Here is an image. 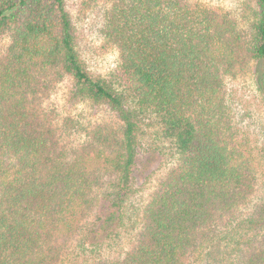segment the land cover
<instances>
[{"label": "trees", "instance_id": "1", "mask_svg": "<svg viewBox=\"0 0 264 264\" xmlns=\"http://www.w3.org/2000/svg\"><path fill=\"white\" fill-rule=\"evenodd\" d=\"M99 2L115 80L88 70L68 0H0V264H196L218 243L224 264H264L260 163L226 94L251 62L264 98V0L240 16L200 0ZM64 77L117 122L48 105ZM152 113L175 160L142 200L134 170ZM126 220L125 252L72 247L85 235L93 252Z\"/></svg>", "mask_w": 264, "mask_h": 264}, {"label": "rangeland", "instance_id": "2", "mask_svg": "<svg viewBox=\"0 0 264 264\" xmlns=\"http://www.w3.org/2000/svg\"><path fill=\"white\" fill-rule=\"evenodd\" d=\"M203 3L219 10L228 11L240 16L243 10L253 0H200ZM69 9L73 16L78 38V48L89 71L103 78L115 80L119 64V52L102 33L104 4L102 2L89 4L88 0H68ZM8 35H0V52L9 44ZM254 63L241 71L237 77L227 80L226 94L230 111L235 124L239 127L241 137L247 139L260 163L261 192L264 190V98L259 90L257 72ZM48 105L54 107L61 115L72 116L83 122L84 125L95 123H116V112L106 104L92 103L87 100H77L74 93V84L70 77L62 78L51 91ZM158 118L152 113L145 118L144 133L141 135L142 147L138 163L134 170L136 184L142 189L141 199L149 196V191L159 178L175 160L170 141L161 134V125ZM83 134L75 137L83 138ZM131 213H128V215ZM134 218V217H133ZM89 227L94 228L99 223L95 217ZM126 220L123 226H117L112 239L97 237L98 248L90 252L92 245L85 235H79L73 240V246L79 248L85 243L90 255L98 253L118 255L125 252L135 234L137 223L130 225ZM101 224V223H100ZM99 224V225H100ZM115 226V223L113 224ZM92 237V241H93ZM89 244V245H88ZM204 251L196 264H224L225 243ZM89 255V256H90Z\"/></svg>", "mask_w": 264, "mask_h": 264}]
</instances>
